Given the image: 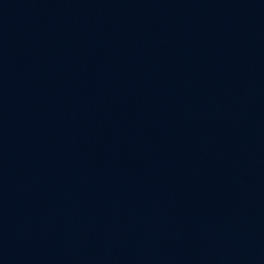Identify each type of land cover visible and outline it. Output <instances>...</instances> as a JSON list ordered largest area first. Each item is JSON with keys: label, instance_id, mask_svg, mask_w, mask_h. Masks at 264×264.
Returning <instances> with one entry per match:
<instances>
[{"label": "water", "instance_id": "95a60500", "mask_svg": "<svg viewBox=\"0 0 264 264\" xmlns=\"http://www.w3.org/2000/svg\"><path fill=\"white\" fill-rule=\"evenodd\" d=\"M0 264H264V0H0Z\"/></svg>", "mask_w": 264, "mask_h": 264}]
</instances>
